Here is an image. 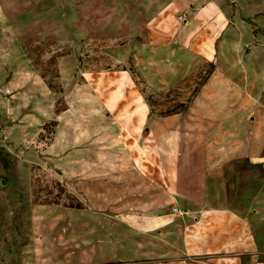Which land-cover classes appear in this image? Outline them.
I'll return each instance as SVG.
<instances>
[{
    "label": "rangeland",
    "instance_id": "374dc122",
    "mask_svg": "<svg viewBox=\"0 0 264 264\" xmlns=\"http://www.w3.org/2000/svg\"><path fill=\"white\" fill-rule=\"evenodd\" d=\"M208 1L0 0V264L264 263V0L182 39ZM155 144L152 212L138 174L70 169Z\"/></svg>",
    "mask_w": 264,
    "mask_h": 264
},
{
    "label": "crops",
    "instance_id": "0c3cea01",
    "mask_svg": "<svg viewBox=\"0 0 264 264\" xmlns=\"http://www.w3.org/2000/svg\"><path fill=\"white\" fill-rule=\"evenodd\" d=\"M197 1V0H196ZM182 2H188V3H193L195 2V0H182ZM208 7L210 8L211 6L215 7V9H213V13H215V15H212V18L210 19V17L208 16L207 18L205 16L203 17H198V20L196 22H194V20L188 19V18H192V14H189L191 12H187V16L183 15V24L180 26L181 30H182V39H185V31L186 29L190 28V27H194L197 26L198 28L201 26H205L209 29H214V37L216 36V34L218 33L217 30H223L228 28V26H230V28H232V25H229L230 22L226 21L223 22L221 16L219 15V10L218 7H216V0H210L207 3ZM206 5L203 7H207ZM221 9V8H220ZM262 9H256L255 11H261ZM202 11V10H201ZM211 12H208L207 15ZM216 14L218 16H216ZM206 19V20H205ZM222 23H226L225 26H223ZM237 25L238 22H235ZM233 24V23H232ZM171 28L172 29H178V23L177 22H170ZM209 36V33H205ZM219 37H222V34L217 36L216 39H218ZM188 39V37H187ZM216 39L214 38V42L216 41ZM212 41V42H213ZM125 104V101L122 103V105ZM104 105L106 107L109 108H114V105L111 104V106L108 103L104 102ZM121 105V106H122ZM120 106V107H121ZM110 115V113H106V116L108 117ZM110 117V116H109ZM82 132L77 133V137H81L82 136ZM93 135V132L91 134H89V129H87L86 131V137ZM93 137L91 136V139ZM78 141H81L80 139ZM89 140H86V144L89 143ZM86 152H82V154L78 153V157L75 160V164H71L70 169L72 171V173L75 172L76 173H86L88 176L86 177L87 179H91L92 177H96L95 173L101 177H107V176H112V175H117V174H128V173H136L138 174L146 184L150 185V188L154 189V193H150L148 195L149 198V208L144 210H150V212H152V208H156L158 205V200H157V189L158 187L161 189H164V186H162L163 184H161L162 179L160 178V173L157 170V144H155V152H144L145 155L142 157V155L140 156V158L138 159H134L133 158H129L128 156L123 160V162L121 161V163H110V164H98L95 163V160L92 158L95 155L94 152V148L90 147V145H86ZM152 151V150H151ZM167 153H164V156H166ZM109 158L112 157L111 154H108ZM83 157L85 158V162L83 163V161H81L83 159ZM148 158L149 161L147 162L145 160V158ZM81 158V159H79ZM102 159H106L105 154H103ZM103 161V160H102ZM104 162V161H103ZM98 176V177H99ZM91 177V178H90ZM175 185L173 184V182L171 181L170 186H168V190L165 189V191L168 192L169 194V199L174 197V193H175ZM125 205V204H124ZM228 264H232L230 262H228ZM242 264V263H240ZM248 264H255L254 262L248 263ZM257 264H264V263H257Z\"/></svg>",
    "mask_w": 264,
    "mask_h": 264
},
{
    "label": "water",
    "instance_id": "95a60500",
    "mask_svg": "<svg viewBox=\"0 0 264 264\" xmlns=\"http://www.w3.org/2000/svg\"><path fill=\"white\" fill-rule=\"evenodd\" d=\"M1 184L3 187H5L7 185V182L5 180H3Z\"/></svg>",
    "mask_w": 264,
    "mask_h": 264
},
{
    "label": "built area",
    "instance_id": "2783aa9c",
    "mask_svg": "<svg viewBox=\"0 0 264 264\" xmlns=\"http://www.w3.org/2000/svg\"><path fill=\"white\" fill-rule=\"evenodd\" d=\"M174 212H175L176 214L180 213V211H179L177 208L174 209Z\"/></svg>",
    "mask_w": 264,
    "mask_h": 264
}]
</instances>
